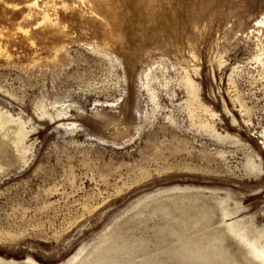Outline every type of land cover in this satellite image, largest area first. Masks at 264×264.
Masks as SVG:
<instances>
[{
	"label": "rangeland",
	"instance_id": "obj_1",
	"mask_svg": "<svg viewBox=\"0 0 264 264\" xmlns=\"http://www.w3.org/2000/svg\"><path fill=\"white\" fill-rule=\"evenodd\" d=\"M34 1L0 0V264H258L264 0Z\"/></svg>",
	"mask_w": 264,
	"mask_h": 264
},
{
	"label": "bare ground",
	"instance_id": "obj_2",
	"mask_svg": "<svg viewBox=\"0 0 264 264\" xmlns=\"http://www.w3.org/2000/svg\"><path fill=\"white\" fill-rule=\"evenodd\" d=\"M33 1V0H32ZM54 1V0H53ZM36 2H37V0L36 1H34V4H32V6L33 5H36ZM63 4V3H62ZM36 7H37V5H36ZM29 8H30V6H29ZM32 10V9H31ZM43 13V12H42ZM45 14V13H44ZM45 20V22L47 21V20H49V17H48V15H44L43 16V21ZM48 22V21H47ZM189 78V77H188ZM187 81V85L189 86V91H188V94L189 95H194L195 96V85H194V83L191 81V80H189V79H187L186 80ZM179 94V93H178ZM224 213V212H223ZM227 216V215H226ZM234 222V221H233ZM232 222V223H233ZM230 223V222H229ZM236 227H238V226H236ZM236 227H234V224H229L228 225V223H227V225H226V228L228 229V232L230 233V235L240 244V245H242L246 250H247V253H248V255L247 256H250L256 263H258V264H264V241L261 243L260 242V238H258L257 240H250L248 237H247V235H245V234H247V233H243V232H241V231H238V230H240V229H238L237 231L235 230V228ZM246 232V231H245ZM264 233V232H263ZM230 237V236H229ZM205 253V252H204ZM77 254V253H76ZM79 254V253H78ZM78 255H76V256H74L73 258H71L70 260H68V262L66 263V264H70V263H72L75 259H76V257H77ZM218 256V255H217ZM220 257V256H219ZM249 257V258H250ZM218 258V257H217ZM216 258V259H217ZM235 258V257H234ZM213 260H214V258H213ZM74 263V262H73Z\"/></svg>",
	"mask_w": 264,
	"mask_h": 264
}]
</instances>
